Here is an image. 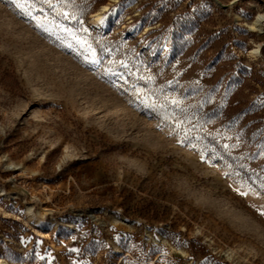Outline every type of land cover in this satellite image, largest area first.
Here are the masks:
<instances>
[{"label":"rangeland","instance_id":"obj_1","mask_svg":"<svg viewBox=\"0 0 264 264\" xmlns=\"http://www.w3.org/2000/svg\"><path fill=\"white\" fill-rule=\"evenodd\" d=\"M128 260L264 264V0H0V264Z\"/></svg>","mask_w":264,"mask_h":264},{"label":"bare ground","instance_id":"obj_2","mask_svg":"<svg viewBox=\"0 0 264 264\" xmlns=\"http://www.w3.org/2000/svg\"><path fill=\"white\" fill-rule=\"evenodd\" d=\"M93 16L98 19L99 18V12L93 13ZM261 18H262V16H258L257 19L253 23L256 24L257 26H260V20H261ZM3 193H5V192L3 191ZM30 215L33 217V219L35 220V222L37 224H39V225H44V224L47 223V219L43 215L39 216V215H36V214H33V213H31Z\"/></svg>","mask_w":264,"mask_h":264},{"label":"trees","instance_id":"obj_3","mask_svg":"<svg viewBox=\"0 0 264 264\" xmlns=\"http://www.w3.org/2000/svg\"><path fill=\"white\" fill-rule=\"evenodd\" d=\"M125 264H135L132 261L128 260Z\"/></svg>","mask_w":264,"mask_h":264}]
</instances>
